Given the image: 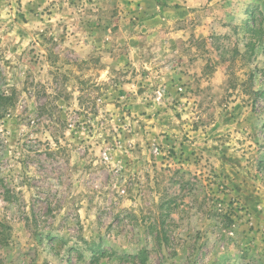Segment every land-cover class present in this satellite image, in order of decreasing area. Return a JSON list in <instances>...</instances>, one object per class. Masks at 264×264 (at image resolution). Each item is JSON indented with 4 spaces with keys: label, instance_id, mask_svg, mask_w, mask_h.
<instances>
[{
    "label": "rangeland",
    "instance_id": "obj_1",
    "mask_svg": "<svg viewBox=\"0 0 264 264\" xmlns=\"http://www.w3.org/2000/svg\"><path fill=\"white\" fill-rule=\"evenodd\" d=\"M0 264H264V0H0Z\"/></svg>",
    "mask_w": 264,
    "mask_h": 264
},
{
    "label": "trees",
    "instance_id": "obj_2",
    "mask_svg": "<svg viewBox=\"0 0 264 264\" xmlns=\"http://www.w3.org/2000/svg\"><path fill=\"white\" fill-rule=\"evenodd\" d=\"M11 97L5 93L0 94V112L7 111L11 107Z\"/></svg>",
    "mask_w": 264,
    "mask_h": 264
}]
</instances>
